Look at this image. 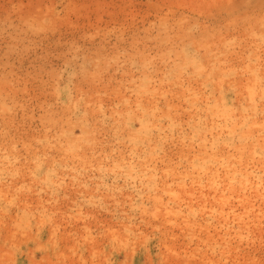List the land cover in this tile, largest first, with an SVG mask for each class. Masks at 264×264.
<instances>
[{
    "label": "rangeland",
    "instance_id": "obj_1",
    "mask_svg": "<svg viewBox=\"0 0 264 264\" xmlns=\"http://www.w3.org/2000/svg\"><path fill=\"white\" fill-rule=\"evenodd\" d=\"M263 3L0 0V264H264Z\"/></svg>",
    "mask_w": 264,
    "mask_h": 264
},
{
    "label": "bare ground",
    "instance_id": "obj_2",
    "mask_svg": "<svg viewBox=\"0 0 264 264\" xmlns=\"http://www.w3.org/2000/svg\"><path fill=\"white\" fill-rule=\"evenodd\" d=\"M261 6H262V7H260V8H263V9H264V3H263ZM252 12H253V11H252ZM215 14H216V13H215ZM219 14H220V13H219ZM213 16H214V15H213ZM216 16H217V15H216ZM216 16H215V17H216ZM219 16H220V15H219ZM216 18H217V17H216ZM214 19H215V18H214ZM203 54H205V53H203ZM214 54H215V53H214ZM216 54H217V53H216ZM198 56H199V55H198ZM204 56L206 57V55H204ZM209 56L212 57V56L209 54V55L206 57V59H207ZM205 57H204V59H205ZM210 57H209V58H210ZM200 58H202V55L200 56ZM236 79H237V78H236ZM239 81H240V80H239ZM239 81H237V82H239ZM235 82H236V81H235ZM237 82H236V83H237ZM240 82H241V81H240ZM39 86H40V85H39ZM257 94H259V95L264 94V85H263L262 87H260V89L258 88V90H255V91L251 92V96H256ZM253 99H254V98H253ZM250 100H251V99H250ZM0 135H1V136H4V135H2V134H0ZM32 137H33V136H32ZM3 138H4V137H3ZM1 139H2V138H1ZM0 141H1V140H0ZM7 150H8V149H7ZM9 150H11V148H10ZM14 150H15V149H14ZM24 150H25V149H24ZM26 150H27V149H26ZM44 150H45V149H43V151H42V149H41L40 152H38L37 149H36V152H35V150H34V151H32V152L30 153L31 155H32V154H33V155H41V157L43 156L44 159H41L38 163L35 162L36 167H35V169H34L33 172L29 171L26 175H24V173H23V174L20 175V177H23V176L26 177V176H28V175H34V174H37L38 172H40V171L42 170V169H41L42 167H47V166H49V165H48V162H49V160H48L49 158H48V157H49V156L47 157V153H46V150H47V149L45 150V152H44ZM48 150H49V149H48ZM10 152H11V151H10ZM17 152H18V151H17ZM25 152H26V151H25ZM25 154H27V153H25ZM28 154H29V153H28ZM30 154H29V155H30ZM29 155H27V156H29ZM45 160H46V161H45ZM37 161H38V159H37ZM64 163H65V162H64ZM61 164H62V163H61ZM217 166H218V165H217ZM212 168H214V167H212ZM223 168L225 169V167H222L221 169H223ZM228 168H229V167H228ZM230 168H231V170H232V167H230ZM25 169H26V168H25ZM28 169H29V168H28ZM221 169H220V170H221ZM224 169H223V170H224ZM223 170H221V171H223ZM263 170H264V169H263ZM35 171H36V172L38 171V172L36 173ZM209 171H210V170H209ZM213 171H216V172H217V170H213V169H212V173H214ZM227 171H228V170H227ZM227 171H223V172H227ZM233 171H234V170H233ZM23 172H24V171H23ZM26 172H27V171H26ZM218 172H219V171H218ZM230 172H231V171H230ZM207 173L211 174L210 172H207ZM221 173H222V172H221ZM205 174H206V172H205ZM209 174H208V175H209ZM214 174H215V173H214ZM217 174H218V173H217ZM222 174H223V173H222ZM230 174H231V173H229L228 175H230ZM211 175H213V174H211ZM211 175H209V176H211ZM218 176H220V175L218 174ZM206 177H207V176H206ZM215 177H216V175H215ZM222 177H223V176H222ZM229 177H230V176H229ZM262 177H263V176H262ZM230 178H231V177H230ZM177 179L180 180L181 182H183L182 177H178ZM211 181H212V180H211ZM213 181H214V180H213ZM213 181H212L211 184L214 185V187H215L219 182H218V180H217L218 183H217V182L214 183ZM249 181H250V180H249ZM251 181H252V180H251ZM263 181H264V180H263ZM216 183H217V184H216ZM220 183H222V182H220ZM263 183H264V182H263ZM211 184H207V185H210L209 187H211ZM215 184H216V185H215ZM225 184H226V185H225ZM225 184H224V186H223V187H224L223 191L226 190V191L229 192V191H231V190H234V189H230V188H231L230 185H233V184H231V183H229V182H228V184H227V183H225ZM241 184H242V183H241ZM234 185H235V183H234ZM249 185H250V183L248 184L247 187L245 186V187L247 188L246 190H244L245 188H244L242 185H239L240 189H239V187H237L236 190L239 189L240 193L238 192V190H237V192L232 191L234 194H232V192H231V194H232V195H231V198H233V199H232V200L229 199V200L231 201V203H233L232 201L235 199L238 203H239V202H240V203H244L245 206H249V209L251 208V210H253L252 208H254V206L251 205L250 202H251V200H259V201L262 200V199L260 200V197L263 198V195H264V186H263L264 184H262L261 187H260V184H259V183H257V184H256V183H254V184L251 183V185H250V186H249ZM220 186H221V185H220ZM220 186H219V187H220ZM221 187H222V186H221ZM229 187H230V188H229ZM211 188H212V187H211ZM217 188H218V187H217ZM217 188H216V190H217ZM214 189H215V188H214ZM221 189H222V188H221ZM260 190H261V191H260ZM208 191H209V189H208ZM72 192H73V193H71L70 196H75L76 194H78V193L80 192V190H78V191L76 190L75 192H74V191H72ZM169 192H170V191H169ZM171 192H172V191H171ZM217 192H218V191H217ZM217 192H216V193H217ZM31 193H32V192H30V194H31ZM212 193L215 194V191L212 192ZM218 193H221L220 189H219V192H218ZM226 193H227V192H226ZM168 194H169V193H168ZM168 194H167V195H168ZM172 194H173V193L170 194V197H172V199H173L174 201L180 202V203H179V206H180V204H182V201H184L183 205H185V202H186V201L183 200V198L181 197V195L175 196V194H174V195H172ZM184 194H186V193H184ZM184 194H182V195H184ZM221 194L223 195V193H221ZM221 194H220V195H221ZM228 194H229V193H228ZM206 195H207V194H206ZM209 195H211V194H209ZM38 196H39V194L37 195V197H38ZM168 196H169V195H168ZM218 196H219V194H217L216 197H218ZM224 196H225V193H224ZM226 196H227V194H226ZM23 197H24V196H23ZM28 197H29V196H28ZM30 197H31V198H35L36 196H34V197H33V196H30ZM37 197H36V198H37ZM214 197H215V196H214ZM26 198H27V196H25V197L23 198V201H25ZM36 198H35V200H36ZM38 198H39V197H38ZM38 198H37V199H38ZM206 198H207V197H206ZM208 198H209V197H208ZM220 198L223 199L224 197H220ZM225 198H227V197H225ZM225 198H224V199H225ZM27 199H29V198H27ZM40 199H41V196H40L39 200H40ZM72 199H73V198H72ZM201 199H202V198H201ZM213 199H214V198H213ZM32 200H33V199H32ZM32 200H30L29 202H32ZM39 200H38V201H39ZM203 200H204V199H203ZM203 200H202V201H203ZM214 200H215V199H214ZM235 200H234V201H235ZM27 201H28V200H27ZM36 201H37V200H36ZM208 201H209V200H208ZM217 201H218V200H217ZM217 201H216V202H217ZM219 201H220V200H219ZM259 201H257V202L259 203V206H260V204L263 203L264 200H263V202H259ZM33 202H34V200H33ZM177 202H176V203H177ZM187 202H188V201H187ZM187 202H186V204H187ZM189 202H190V201H189ZM225 202H226V201H225ZM176 203H175V204H176ZM203 203H204V202H202V204H203ZM205 203H206V202H205ZM205 203H204V204H205ZM219 203H220V202H219ZM227 203H228V202H227ZM231 203H230V204H231ZM238 203H235V204H238ZM240 203H239V206L242 205V204H240ZM246 203H247V204H246ZM248 203L251 205V207H250V205H248ZM253 203H254V202H253ZM253 203H252V204H253ZM224 204H225V203H224ZM226 205H227V204H226ZM257 205H258V204H257ZM257 205H256V206H257ZM220 206H221V208L223 207L222 205H220ZM259 206H258V207H259ZM261 206H262V205H261ZM261 206H260V207H261ZM180 207H181V206H180ZM227 207H228V206H227ZM233 207H234V206H233ZM260 207H259V209H260ZM177 208H178V207H177ZM223 208H224V207H223ZM229 208H230V206H229ZM234 208H235V207H234ZM234 208H233V209H234ZM247 208H248V207H247ZM255 208H257V207H255ZM263 208H264V207H263ZM263 208H262V209H263ZM178 209H179V208H178ZM226 210H227V208H226ZM229 210H230V209H229ZM245 210H246V212L248 211L246 208H245ZM251 210H250V211H251ZM256 210H258V209H256ZM256 210H255V211H256ZM170 211H171V210H170ZM250 211H249L248 213H250ZM259 211H260V210H259ZM259 211H258V212H259ZM166 212H167V211H166ZM219 212H220V207H219ZM226 212H227V213H226ZM236 212H237V211H236ZM167 213H168V212H167ZM222 213H226V214H228V211H225V212L222 211ZM237 213H238V212H237ZM251 213H252V211H251ZM251 213H250V214H251ZM229 214H230V213H229ZM236 215H237V214H236ZM238 215H239V214H238ZM250 217H252V216H250ZM252 223H253V222H252ZM257 223H258V222H257ZM226 224H227V223H226ZM252 225H253V226H252L253 228L256 227V226H254V225H256L255 223H253ZM257 225L259 226V224H257ZM241 227H242V226H241ZM228 229H229V228H228ZM228 229L226 230V232L229 231ZM226 232H225V234H226ZM234 232H235V231H234ZM234 232H233V233H234ZM248 232H249V231H248ZM228 233H229V232H228ZM237 233L240 234L239 232H237ZM237 233H236V236H235V237H236L237 239H239V236L237 235ZM228 235H230V234H228ZM230 236H232V235H230ZM237 236H238V237H237ZM11 237L13 238V236H11ZM8 238H9V237H8ZM229 238H230V237H229ZM234 239H235V238H233V241H234ZM225 240H226V238H225ZM230 240H231V239H230ZM228 241H229V240H228ZM231 241H232V240H231ZM233 241H232V242H233ZM235 241H236V240H235ZM237 242H238V241H237ZM239 242H240V241H239ZM223 243H224V241H223ZM226 243H227V242H226ZM230 243H231V242H230ZM235 243H236V242H235ZM233 244H234V243H233ZM233 244H231V245H233ZM238 244L241 245L240 243H238ZM238 244H236V245L234 244V245L237 247ZM222 245H223V244H222ZM234 245L232 246V248H234ZM239 245H238V246H239ZM225 246H226V245H225ZM229 246H230V245H229ZM229 246H227V251H225L226 253L229 251V250H228V249H229V248H228ZM240 248H241V246H240ZM238 249H239V248H238ZM238 249L236 248V250H238ZM241 249H242V248H241ZM241 249H240V250H241ZM231 250L234 251L235 249H231ZM220 251L223 252L222 249H221ZM221 252H220V253H221ZM223 253H224V252H223ZM231 253H232V252H231ZM238 253H239V252H238ZM241 254H242V253H241ZM220 255H222V254H220ZM229 255L231 256V254H229ZM229 255H228V257H229ZM233 255H234V254H233ZM233 255H232V258H235V257L237 258V255H236V254L234 255V257H233ZM240 256H241V255H240ZM243 256H245V255L243 254L242 257H243ZM225 257H226V255H225ZM242 257H239V258H242ZM232 258L230 259V261L232 260ZM236 258H235V259H236ZM239 258H238V259H239ZM244 258H245V257H244ZM247 258H249V257H247ZM227 259H228V258H227ZM228 260H229V259H228ZM233 260H234V259H233ZM233 260H232V261H233ZM230 261H229V262H230ZM236 261H237V259H236ZM239 261H240V260H239ZM230 263H232V262H230ZM234 263H235V262H234ZM232 264H233V263H232ZM237 264H238V263H237Z\"/></svg>",
    "mask_w": 264,
    "mask_h": 264
}]
</instances>
